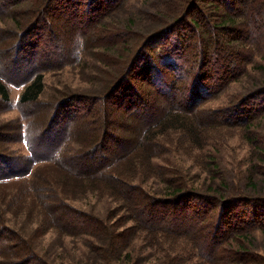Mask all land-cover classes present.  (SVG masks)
Masks as SVG:
<instances>
[{
  "label": "rangeland",
  "instance_id": "374dc122",
  "mask_svg": "<svg viewBox=\"0 0 264 264\" xmlns=\"http://www.w3.org/2000/svg\"><path fill=\"white\" fill-rule=\"evenodd\" d=\"M69 1L52 3V32L28 36L34 38L32 59L43 71L38 103L19 106L24 87L8 86V104L0 99V154L7 158L0 170H10V158L29 156L26 143L13 142L19 108L46 159L27 176L0 182V264L34 258L35 264H211L202 253L213 250L215 259L226 261L241 240L254 245L253 257L264 258V207L254 208L264 199V95L250 97L264 88V38L251 63L242 66L243 57L238 65L232 57L237 51L249 55L245 37L233 35L238 43L219 32L232 57L228 52L229 60L216 65L195 48L211 27L172 26L162 16L172 12L168 0H73L77 4L68 12ZM35 3L21 6L28 12ZM196 5L198 21L213 15L207 2ZM234 8L242 22L248 7ZM7 23L0 16V27ZM70 56L72 64L63 66ZM203 60L210 66L203 67ZM169 109L181 124H154L150 135H137ZM51 118L54 125L38 141V128ZM136 135L140 148H133ZM58 140L57 153L47 149ZM106 184L121 185L118 195ZM175 185L185 189L178 200ZM127 196L143 210L132 212ZM203 196L231 201L220 224L218 206L206 207ZM139 215L158 231H136ZM161 230L203 238L205 252Z\"/></svg>",
  "mask_w": 264,
  "mask_h": 264
},
{
  "label": "trees",
  "instance_id": "16d2710c",
  "mask_svg": "<svg viewBox=\"0 0 264 264\" xmlns=\"http://www.w3.org/2000/svg\"><path fill=\"white\" fill-rule=\"evenodd\" d=\"M25 1L28 0H17L14 3H10L11 0H0V16L1 18H8L10 21V24H5L2 27H0V99L2 103L8 104L10 102V93L8 86H13V87H24L23 92L21 93L20 99H19V106L23 107L25 105H33L37 104L39 97L41 96L44 85H43V71L38 70V65L34 62L35 59V52H33V48L35 47L34 44L32 45L33 39L29 38L30 36L33 37L35 33H38L39 31L44 32L45 29H48V31L52 32L53 26H52V19L54 18L53 16L56 15L57 11L56 10H51L52 3L55 0H36V3L33 5V8L28 10V12H25L23 7L21 6ZM207 2L208 7H211L212 11L210 12L213 15L207 16L206 14L202 15L198 21L197 18L194 17V13L197 11V5H200V3ZM13 6V8H8L7 5ZM68 4V9L67 11L70 12V7L76 6L77 2L76 1H69L67 2ZM168 5L170 7V10L172 12H175V14H172V12H169L167 15H162L163 19L166 21L172 22L173 25H179L180 23L182 24H187L190 23L191 26L188 25L189 28H195L196 30L202 31L203 29H207V27H211V30H208V38H198L197 44V52L202 56L205 54V56H208L209 54L213 57V62L218 64V61L220 59H223L225 61L229 60L227 59V54L229 51V48L226 49L227 45L221 44L220 40H218L217 35L218 33L225 34L228 38H230V41H240V39H235L233 38V35L236 34H242L245 39L244 41L246 44L248 43L249 46H251L249 51V55L244 57L242 52L238 51L234 54L236 57L233 58L231 53V57L233 60L237 62L239 60V56L243 57V60L241 59V65H248L251 63L250 61L252 58L256 55L255 49L257 46V42L259 39L261 40L264 38V0H168ZM245 6L247 8V12L244 16L245 19H243L242 22H236L235 16L233 14L235 8L234 6ZM2 10V11H1ZM73 10V8H72ZM24 11L25 16L22 17L23 20H18L19 22H15L18 18H16V15H21L22 12ZM53 11V12H52ZM71 18L73 19L74 15L72 13H69ZM210 17V18H209ZM51 20V24L49 27H46V24L49 23ZM189 20V21H188ZM23 21V22H21ZM188 21V22H187ZM214 21V22H213ZM215 22H218V25L213 26ZM174 27H171L170 29H159L158 33L154 34L159 36H163L166 32L171 31ZM194 30V29H193ZM2 34H6V36H2ZM54 38L55 34L53 30ZM29 36V37H28ZM59 36L56 34V37ZM28 38L29 42L26 41ZM241 42H243L241 40ZM35 43V41H34ZM239 43V42H238ZM242 45V44H241ZM77 44L75 46L74 51H76ZM143 49V48H142ZM228 50V51H227ZM208 53V54H207ZM32 54V55H31ZM76 54V53H75ZM73 55V54H72ZM77 55V54H76ZM17 57L20 58V61H24V67H20L19 63H17ZM31 58V59H30ZM244 58L246 60H244ZM208 59V58H207ZM33 60V61H31ZM30 61V62H28ZM73 59L72 56L70 58L65 57L64 59V64L63 66H68L72 64ZM63 63V62H62ZM203 67H206L207 64L210 66V64L207 62H202ZM36 65V66H35ZM240 65V67H241ZM225 64H223V67ZM131 67L129 66L126 76L131 73ZM223 67L221 69H223ZM41 68V67H40ZM201 68V67H200ZM200 74V73H198ZM201 78V74L199 79ZM113 90V89H111ZM264 95V88L259 89L257 92L253 93L252 98L254 97H260ZM133 109H135V105L133 103L129 104ZM128 105V106H129ZM20 115L21 119L16 122L17 126L15 128V131L18 133L17 138L14 139L13 142H24L26 143V146L29 150V156H18L15 158H10L9 160V171H4L0 170V182L5 181V180H12L13 178H21L27 176L33 165L45 161L46 159L41 158L39 155L40 152L39 150L35 149V143L32 142L34 140V136L32 138V128L33 126L29 124L26 119H29L22 110H20ZM160 116L157 119L156 122H153L144 128V130H138L137 135L141 138L144 135H150L152 132V127L154 124L159 125V126H164L165 128H168L169 125L171 127H174L176 125L181 124L179 121L178 117L179 115L172 113L169 110H163L160 112ZM192 112H190V116ZM198 119L196 118L195 123ZM55 122L53 118H51L48 121V126H44L42 128H38V141L40 139L41 142L43 136L45 135L44 131H47V127L49 128L51 124ZM199 122V120H198ZM198 126V123H196ZM54 125V124H52ZM136 135V141L135 144L133 145V148H140L142 147L141 141L137 138ZM149 137V136H148ZM144 138V137H143ZM37 139V138H36ZM150 139V137H149ZM37 142V140H35ZM62 141L58 140L56 142H53V145L50 147H47L48 144L46 145L47 149H53V152L57 153L58 148L61 146ZM33 144V146L31 145ZM264 146V144H263ZM53 153V154H55ZM264 155V151H262ZM263 159V166H264V157ZM7 160L6 156L0 154V164H4L3 161ZM66 166V165H65ZM15 167V168H14ZM11 171H14L15 174L11 173ZM264 174V171L262 172ZM108 187L114 189V192L117 194L118 189L121 188V185L119 184H106ZM176 191L174 192L173 195L177 196L176 199L178 200L179 198H182V196H185L183 193L185 189H181L182 187H178L175 185ZM124 195L125 192H122ZM118 195V194H117ZM130 196V194H128ZM127 196V197H128ZM129 198V197H128ZM203 202L206 207H215L218 206V222L220 224L221 220L225 218L226 211H227V206L231 203V201H226V202H221V203H216L214 200V197L210 198L209 196H203ZM261 202L260 206L258 205V201L256 205H254V208H263L264 207V199L259 200ZM130 208V210L134 213H137L136 211H139L140 207L141 210H143L144 207H142L141 203L133 201L132 205H130V201H132L129 198V201L125 200ZM234 201V200H233ZM259 202V204H260ZM157 207V206H156ZM138 214V213H137ZM47 215L52 219V222L55 221V217L53 216V211H47ZM140 215L138 216L139 220V226L138 223H135L136 231L137 227H140V230H147L149 232H156L158 230H155L154 228L152 229L153 226L152 222L149 224L148 222H141L140 220ZM131 230V228H130ZM176 231V230H174ZM173 230L171 231H164L161 230L159 233L160 235H165L166 234H171L175 238L179 239L180 237L188 239L190 242L194 241V246L196 249H199L201 252L203 247L200 246V241L203 240L200 239L198 236H185L178 234L177 232H174ZM137 235L139 234L138 232L136 233ZM135 234V235H136ZM262 234V247L261 250L264 254V230L261 231ZM133 235L132 237H135ZM106 239V238H105ZM235 240H241L240 236L237 238H234ZM199 242V243H198ZM204 243V242H202ZM202 245V244H201ZM127 246V245H126ZM237 250L233 252V255L225 261V259H218L214 258V251L209 250L208 252L202 253L198 255L200 256L202 260L204 261H209L211 264H264V258H261L259 256L254 255L253 257L252 252L250 251L251 247H254L253 244H248L245 243L244 240H241V243L237 244ZM196 251V250H195ZM198 251V250H197ZM255 254V253H254ZM215 259V260H214ZM37 260L34 258V263L30 264H35ZM208 262V263H209Z\"/></svg>",
  "mask_w": 264,
  "mask_h": 264
}]
</instances>
